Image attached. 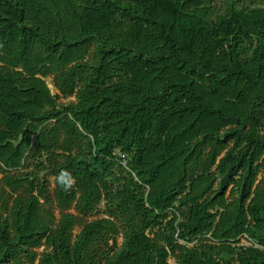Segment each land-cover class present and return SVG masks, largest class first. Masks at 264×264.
<instances>
[{
	"label": "trees",
	"instance_id": "trees-1",
	"mask_svg": "<svg viewBox=\"0 0 264 264\" xmlns=\"http://www.w3.org/2000/svg\"><path fill=\"white\" fill-rule=\"evenodd\" d=\"M172 259L264 264V0H0V264Z\"/></svg>",
	"mask_w": 264,
	"mask_h": 264
},
{
	"label": "rangeland",
	"instance_id": "rangeland-1",
	"mask_svg": "<svg viewBox=\"0 0 264 264\" xmlns=\"http://www.w3.org/2000/svg\"><path fill=\"white\" fill-rule=\"evenodd\" d=\"M52 79H53L52 77L46 78V82H47L49 88L51 89L52 94L55 95V94H57L58 92L56 91V89H55V87H54V85H53V80H52ZM73 100H75V98L61 99L60 101H61L62 103H69L70 101H73ZM51 181H53V179H52ZM104 210H105V203H102V204L100 205V207H99L97 213L94 215V217H93L92 219H96V218H98V217H101V216L103 215ZM79 231H80V229H76V230H75V234L77 235V234L79 233ZM118 244H119V246H121V245L123 244V238H122V237H119V238H118ZM241 244H243V245H245V246H249V245H251V243H250L247 239H243V240L241 241ZM39 251L42 252L43 249H40ZM169 263H170V264H176L175 261H174L173 259L170 260Z\"/></svg>",
	"mask_w": 264,
	"mask_h": 264
}]
</instances>
